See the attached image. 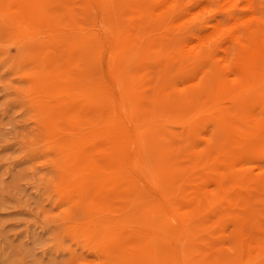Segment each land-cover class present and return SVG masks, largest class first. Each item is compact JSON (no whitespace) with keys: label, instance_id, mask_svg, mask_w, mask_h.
<instances>
[{"label":"rangeland","instance_id":"obj_1","mask_svg":"<svg viewBox=\"0 0 264 264\" xmlns=\"http://www.w3.org/2000/svg\"><path fill=\"white\" fill-rule=\"evenodd\" d=\"M27 1L0 0V264H108V261L109 264H149L131 234L140 227H150L153 196L160 188L147 189L140 179L149 178L159 185L160 177L168 172L172 187L180 188V193L193 190L200 181L198 189L215 188L213 173L229 170L231 151L227 146L219 150L209 148L210 144L198 134H209L216 128L231 134L238 118L236 105L244 111L264 110L261 105L264 89L258 91L257 97L252 92L239 94L238 101L233 102L238 92L222 75L218 83L204 90L206 93L197 95L199 102H181L174 107L169 90H165V63L172 55L174 43L168 41L164 30L147 25L142 34L136 30L137 19L127 11V0ZM198 4L197 9L204 4L203 0ZM34 5L39 8L33 10ZM120 16L127 25L123 40L107 51L88 46L89 39L85 37L69 40L61 34L55 36L56 39L50 32L52 26H56L60 31L66 29L65 34L72 31L77 34V30L91 29L99 21L120 24ZM26 23L31 32L26 29ZM31 24L33 29H30ZM108 67L113 74H108ZM160 67L163 74L157 77ZM217 68L216 63L203 71L211 74L217 72ZM83 70H91L98 85L106 88V83L109 84L111 92L98 90L90 95L79 89L82 75L78 71ZM88 75H84L83 80H87ZM78 79L81 83L73 87L71 83L77 84ZM111 80L120 85L114 87ZM56 83L63 92L58 94L60 91L56 89V94H45V88H57ZM115 93L122 96L132 117V110H138L133 119L147 135L142 139V152L117 146L116 160L110 166L103 160V151H107L110 144L99 133L106 122V109L110 108L106 98ZM142 97H146L144 101ZM93 98H97L100 105ZM72 100L74 105L68 108ZM116 107L109 125L125 119L120 115L123 109L120 105ZM144 110L149 115H143ZM162 129L166 132H161ZM167 132L170 136L164 134ZM234 139L231 137L230 144ZM249 142L258 145L252 166H264L259 158L264 155V137ZM134 153L137 169L129 161ZM92 164L100 167L99 177ZM252 172L249 177L253 176ZM262 176L259 178H264ZM261 179L248 178L239 189L232 183L220 206L228 217L223 225L226 232L234 228V217L239 218L236 223L244 234L246 246L241 260L221 251L219 231L224 229L218 227L216 233L210 235L216 226L219 207L208 209L207 203H203L202 212L188 228L192 248L181 264H264V189L256 184ZM120 183L123 186L117 190ZM126 213L129 219L122 223L121 216ZM143 213L145 218L141 216ZM172 222L167 219L161 227L170 230ZM88 226L104 227L109 238L118 236L122 251H106L98 231L94 230L95 235L91 236L84 233ZM156 264L171 263L162 256Z\"/></svg>","mask_w":264,"mask_h":264},{"label":"bare ground","instance_id":"obj_2","mask_svg":"<svg viewBox=\"0 0 264 264\" xmlns=\"http://www.w3.org/2000/svg\"><path fill=\"white\" fill-rule=\"evenodd\" d=\"M50 1L52 3L53 0ZM55 1L59 2V0L58 1L55 0ZM203 2L204 4L198 9L197 7L199 5L198 4L199 0H127L126 3V5L128 6L127 11H129L130 14H134L133 16L136 17L137 19L136 30H139L142 34V31H144V27L146 25L150 26L152 29L164 30L165 35L169 39L168 41H172L174 43V50L172 51V55L168 57L165 63L166 68L163 65V68H165L167 71V73L165 72L167 74L165 90L166 91L169 90L168 93L170 95V98L174 101L173 102L174 107L178 106L177 104H180L181 102L185 103L187 101H194V100L195 103L199 102L197 95L200 93H206L204 90H209L214 85V83L219 81L222 75H224V78L226 79L227 82H230L232 85H234V87L238 92L237 96L235 94L233 95L234 97L236 96L233 102L238 101L239 96L245 93L252 92V94H254L255 97H257L258 91L261 92L262 91L261 89H264V0H203ZM46 4L47 6H50L48 2ZM35 5L33 10H37L39 8L38 5L37 8L35 7ZM120 17L122 19L123 16ZM26 18H27L26 20L29 19V17ZM7 19H9V17ZM51 20L53 21V19ZM34 21L32 20V22ZM20 23L23 24V22ZM123 23H125L123 22V19H122V23L120 24H114L112 21H107V22L99 21V23L91 27V29L90 28L88 29L83 28L81 30L79 29L76 31V32L79 31L77 34H73L74 31H72L70 34L68 33L69 35L65 34L66 29H64V31H60L58 30V28H56V26H52V30H50V32L52 31L51 33L52 36L54 37L57 35L64 34V37L69 38V40L74 39L75 37L77 40H79L82 37H85L89 39L88 46L90 47L96 46L97 50L99 48L107 51L111 45L117 46L120 42H122L123 36L127 28V25ZM14 24L16 26V21ZM25 26L26 29L29 28L27 23L25 24ZM31 28H32V24L30 25V29ZM28 31L31 32V30ZM45 31L44 33H46ZM27 36L29 35L27 34ZM54 37L51 38L54 39ZM55 38L57 39V37ZM34 41L35 40H33V42ZM216 63L218 67L217 72L211 74L204 73L203 69L205 67H214ZM161 67L156 72L157 77H161L160 75L163 74ZM107 72L108 74H113L114 71L110 67H108ZM78 73L82 75L80 76L79 74H77V76H80V79H82L81 81L82 84H80L79 89L83 91L86 90V92H88L90 95L94 94L93 92H97L98 90L99 91L103 90L104 93L111 92V89L109 88V84L106 83L107 85L106 88L104 86L98 85L99 84L98 80L96 81L94 80L91 70L78 71ZM84 75L89 76V77L85 76L86 77L85 79L87 80H83ZM98 78H101V76ZM80 79H78L79 81L76 80L78 82L77 84L71 83V85H73V87L77 86L80 82ZM134 81L135 79H133V82ZM111 82L112 84H114V87H118L120 85V83H116L114 80L113 81L111 80ZM153 85L156 86L154 82ZM55 86L57 88L55 87L45 88L44 90L45 94L48 95L53 92H55L56 94L57 93L56 89H58L60 86L58 87L57 83ZM154 86L153 88H155ZM114 87L112 86L111 88ZM59 91L60 92H58V94L63 92L61 90ZM156 94L157 96H159L158 93ZM66 97L68 98L69 96ZM152 97H154V95ZM142 98H143L142 101H144V98L146 97H142ZM93 99H96L95 100L96 104L98 103L100 105V101L97 100V98H93ZM106 99H108L106 101L110 103V108L108 107L109 109H106L108 111L105 112L107 115L106 122L105 123L103 122L105 118L102 121L100 120V123L102 122L104 123L103 124L104 127L102 129V132L99 134L103 136L102 138H104V140H106L107 143L110 144L107 150L109 152L103 151L104 152L103 160L107 163V165L111 166V163L116 160L115 152L117 151L116 149L117 146L123 145L124 147H132L134 149H138L139 152H142L144 146L142 145L143 142L142 139H144V137L147 134L142 130H140L141 125H139V123L134 121L133 119L134 115L136 116L135 113H137L138 110L136 109L137 110L136 112V110L133 109L132 107L133 109L132 110L133 117H132V115L125 108L121 95H116L115 93L114 95H111L110 98H106ZM255 100L257 101V99ZM162 102L164 101L162 100ZM66 105L68 106V104H65V106ZM72 105H74L73 100L71 103H69L68 108L71 107ZM117 105H120L121 109H123L120 115L125 119H123L121 122L118 123L116 122L113 125H109L108 121L111 115L115 113L114 108ZM261 105L264 106V103H261ZM149 112L151 113V111ZM235 112L238 118H237V122H235L234 124L235 126L232 128L233 131L231 130V134L228 133V131L226 132V130L222 128H216L215 131L209 134H205L202 132L198 134V136H200L201 139H203L208 144H210V146L208 145L209 148L213 150L214 149L219 150L227 146L231 151L230 159L232 161V165L229 168V170L227 171L218 170L213 173V178L215 180L214 182H216L215 188L210 189L207 186V188H204L203 190L198 189L199 188L198 186L201 183L200 181L198 182V184L195 185L193 190L180 193L181 191L180 188L172 187L170 183L171 174H168V172L160 177L161 184L159 185L154 184L152 182L153 180L149 178L146 179V181H141L140 179V182L141 183L143 182L147 186V189L152 188L156 190L157 187L160 188L159 190L155 191L157 192V195L153 196L154 206L153 209L150 210V212H152V217L148 219L149 222L148 224L150 225V227L149 228L140 227V229L133 232L134 235L131 234L135 238L132 239H134L137 246L141 248L140 250L142 251L143 249L145 254L144 260L149 261V264H156L157 259L161 258L162 256L166 257L167 261L171 264H181L182 261H184L185 255L186 256L188 255L189 248L190 249L192 248V245L190 246L189 244L190 241L188 239L189 238L188 228L192 227L194 221L197 219V216L202 212L201 211L202 204L207 203L206 206H208V209L214 206L219 207L217 218L215 217L216 226L215 228L213 227L214 229L211 230L210 232V235H214L218 227L224 229L223 225L225 221L228 219L226 213L224 212V209H221L220 206L226 200V193L229 187L234 185L236 188L239 189L240 186L246 184L248 178L250 180L261 179L259 178V176L264 175V166H258V165L252 166V163L255 162L253 158L257 154L258 145H256L253 142H249L250 140L257 141L260 140L261 137H264V110L258 112L255 110L244 111L243 107L236 105ZM142 114L149 115L148 112L145 110L142 112ZM137 118H138L137 120L139 121L140 119L139 114H137ZM99 119L102 118L100 117ZM221 122L223 121L221 120ZM98 124H95V126ZM96 127L98 128L100 126H96ZM162 130L161 132H166ZM173 131H175V129ZM149 133L151 134V132ZM152 133L159 134V131L158 132L153 131ZM164 134H168V132ZM186 136H187V132H186ZM148 137L149 136H147V138ZM154 137H151L150 139L154 138V140L157 141L156 139L157 136L155 135ZM176 137L178 136L176 135ZM231 137L235 139L230 144ZM188 141L190 142L189 138ZM159 146H157L158 149ZM86 155L87 154H85L84 156ZM135 156L136 153L133 154V156L129 161L132 164V167L137 169V165H136L137 163L134 158ZM259 158L262 161H264V155H261ZM225 160L227 161V159ZM165 161L162 162L164 163ZM165 164L167 165L168 163L165 162ZM176 164L178 167V163ZM176 164H174L173 167L176 166ZM92 165H93L92 169L94 170V173H96V175L99 177L100 167L98 165H94V164ZM171 168L169 169L170 171L173 170ZM251 171H253L252 173L254 174L253 176L249 177ZM171 182L173 183V181ZM256 184H258L257 187L260 186V188L264 189V178H262L261 181H257ZM122 186L123 184L120 183L117 185L116 189L117 190L121 189ZM128 214L129 213H126L124 216H121V221H123L122 223H127V220L129 219ZM145 215L146 214L143 213L141 216L145 218ZM232 217H234V215ZM167 219L173 220L174 222H172L170 230L166 231L161 227V223ZM234 220H235V224H233L234 228L230 232H226L225 229L219 231L221 233L220 239L222 241L221 242L219 241L218 243H221V251L225 252L226 254L232 253L233 255L236 256L237 260H241L242 253L246 251L245 249L246 246L244 244V236H243L244 234L242 233V230L237 226L238 224L236 223V220H239V218L234 217ZM103 228L101 229L100 227L98 228L89 227L86 231H84V233L88 235L90 234L91 236V234H94L92 233L94 232V230L98 231L99 234H101L100 235L101 242L103 241L105 243L106 251L109 250L114 252V251H118L119 249V252H121L122 244H120V241H118L119 240L118 236L109 238V236H107V230L106 229L104 230ZM122 228H124V226ZM211 240L213 241L212 237ZM133 257L134 255L131 258ZM136 258H139V255ZM120 259L121 258H119L118 260ZM133 259H131L130 261L134 263ZM113 260L112 262L115 263V261ZM108 262L110 263V261ZM136 262L138 261L136 260Z\"/></svg>","mask_w":264,"mask_h":264}]
</instances>
